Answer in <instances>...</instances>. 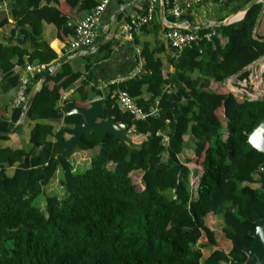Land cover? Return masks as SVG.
Returning a JSON list of instances; mask_svg holds the SVG:
<instances>
[{
  "label": "trees",
  "instance_id": "trees-1",
  "mask_svg": "<svg viewBox=\"0 0 264 264\" xmlns=\"http://www.w3.org/2000/svg\"><path fill=\"white\" fill-rule=\"evenodd\" d=\"M42 1L58 8H40ZM11 3L14 28L20 29L23 39L16 46L0 41V70L15 88L20 77L13 74L12 58L17 57V66H24L23 58L29 54L30 64L46 69L57 61L51 49L42 50L38 43L43 23L53 25L57 39L67 45L74 33L71 22L96 2ZM261 7L254 5L235 24L199 30L200 34L214 32L211 41L193 45L178 56L168 47L172 73H163L158 53L145 45L144 74L106 93L87 89L92 81L90 63L84 67L87 81L77 89L79 100L62 97L82 73L65 63L48 77L24 116L33 124L30 150L0 148V264H201L200 250L207 248L213 251L203 264L245 262L243 250L253 243L249 233L264 215V193L259 189L264 183L259 172L264 156L248 144L249 135L264 120V102H247L223 85L264 56V38L254 34ZM8 25V19L0 20V30ZM100 49L111 50L109 45ZM247 76L246 72L240 77ZM212 83L219 84L217 92L210 90ZM118 91L127 92L146 112L157 105L158 116L138 121L122 113L115 103ZM89 94L103 100L104 111L115 116L117 124L136 131L129 139L139 148L130 149L111 134L102 144L94 134L84 136L76 150L98 149V153L83 173L76 174L69 161L54 157V151L64 129L82 120L65 118L60 104L89 108ZM21 114L13 110L11 124L16 125ZM49 121L58 122L56 132ZM11 124L0 122V133L13 129ZM187 135L194 143L192 150L186 148ZM0 140L19 145L16 134ZM58 170L64 195L46 196L43 214L33 203ZM256 184L259 187L252 188ZM212 216L223 224L221 236L208 226ZM221 238L227 250L219 249Z\"/></svg>",
  "mask_w": 264,
  "mask_h": 264
},
{
  "label": "crops",
  "instance_id": "crops-1",
  "mask_svg": "<svg viewBox=\"0 0 264 264\" xmlns=\"http://www.w3.org/2000/svg\"><path fill=\"white\" fill-rule=\"evenodd\" d=\"M12 1L13 0H0V20L8 19L9 22L8 26L0 30V41L4 45L8 46H16L18 44L17 41L23 39V36L19 33L20 29L14 28L11 6ZM145 1L146 0L110 1L105 12L100 17L97 26V40L92 50L88 51L87 53H77L73 56L66 57L68 59L66 63L69 64L71 70L82 73V75L81 78L77 80L72 85L70 90L62 97L63 101H69L71 99L79 100L77 89L83 81H87L84 67L88 63H90L91 65L89 74L91 73L92 75V81L89 83L87 89L93 88L102 93L108 92L111 87H115L108 86V83L110 81L126 78L132 74L136 65L135 50L139 49L142 51L145 45H148L149 49L158 53L156 57L159 58L163 63V73H172L173 69L168 65L167 59L170 55L172 56V54L169 51L163 35L162 17L164 10H162L163 8L160 2H157L155 4V11L152 14V22L145 26L144 29H141L134 34L133 43L131 44L124 42L122 45L120 44L121 40L118 37L119 29L127 20L141 15L142 10L148 8L150 0H147L146 4ZM249 1L250 0H206L203 5L195 8L193 11H191V13L188 14V19H183L182 21H187V26H191L199 30H204L206 29V27H208V25L222 23L230 17H232L230 19L232 21H235L239 18L242 19L241 11L250 4ZM39 7L54 9L58 8V6H56L54 3L48 4L45 1H42ZM87 12L82 13L79 16L78 20L71 22V25H73L75 28L77 23L82 18H84ZM182 21H175L174 23L177 24L181 23ZM40 30V37L38 38L40 48L42 50L46 49V47L51 49L57 55V61L65 57V50L68 44L71 42L73 36L69 38V42L66 45L57 39L56 29L53 25H47L43 23L42 29L40 27ZM12 31H14L13 34ZM255 34L260 38H264V11L257 24ZM100 43L101 45L98 46ZM104 45H109L111 50L109 52L106 50H101L100 48ZM24 48L28 50L30 48L29 43H27ZM29 53H31V50H29ZM28 55L29 54H27V56L25 55L23 58L24 66L16 65L17 57H14L10 60L9 63L15 65V68L13 70V74L15 76L21 77L24 73L26 65H40L38 63L30 64L28 62ZM57 61L53 62L54 64L52 66H56L60 63ZM246 72L247 68L243 70L241 74ZM241 74L234 76V78H241ZM3 75V71L0 70V122H7L11 124V115L13 110H10L9 105L14 96L15 88H12L7 84V81L4 79ZM37 75L38 73H33L30 75L32 82ZM37 83L38 81L32 84L33 91H36L39 88ZM213 87L214 84L212 83L210 85V89H213ZM215 89H217V85ZM143 98L147 99L148 97L144 95ZM97 99L100 98H96L94 94L88 95V101L90 103ZM46 123L51 125L54 128L55 132L57 131V121H49ZM11 125L15 127V125ZM24 126L25 123L23 122L22 128ZM30 126L31 125H29V127ZM16 136L19 141L18 146L13 145L12 141L0 140V148L20 150L22 140L19 134L16 133ZM74 156L75 152L73 157ZM13 170L14 168L9 169L7 171V174L12 175Z\"/></svg>",
  "mask_w": 264,
  "mask_h": 264
},
{
  "label": "built area",
  "instance_id": "built-area-1",
  "mask_svg": "<svg viewBox=\"0 0 264 264\" xmlns=\"http://www.w3.org/2000/svg\"><path fill=\"white\" fill-rule=\"evenodd\" d=\"M111 0H95V7L88 11L74 28V34L71 42L65 50V56L70 57L77 53H87L92 50L97 40V26L100 17L105 12ZM163 2L164 12L162 17V28L164 39L168 47L178 56L184 50L190 49L193 45L200 42H210L214 36V32L200 34L188 30L187 25L182 23L176 27H172L173 22L182 21L183 17L191 13L195 8L200 7L206 0H150L148 8L145 13L138 15L129 20L128 23L121 26L119 29L120 44L124 42L133 43L134 34L140 31L143 27L150 24L153 20L152 14L155 11V4ZM168 7L167 13L165 7ZM230 24H235L240 19L232 21ZM206 29H212L206 27ZM136 65L132 74L126 78L113 80L108 83V86H116L123 84L131 79L138 78L144 74L145 61L142 57L141 50H135ZM49 69V68H48ZM48 69L44 65H26L23 75L19 78L17 86L15 87L14 96L10 102V110L25 109L27 100L30 95L32 80L30 75L33 73L43 74ZM59 69V68H58ZM54 70L53 74L58 71ZM248 76L245 79L229 78L224 83V87L231 93L240 95L247 102H258L259 99L264 98V56L256 61L254 66L247 67ZM39 84V81L37 85ZM118 109L130 115L133 119L144 121L148 118H155L158 116L157 105L149 111H144L138 107L129 94L125 91H118L115 101ZM166 141V139H165Z\"/></svg>",
  "mask_w": 264,
  "mask_h": 264
},
{
  "label": "water",
  "instance_id": "water-1",
  "mask_svg": "<svg viewBox=\"0 0 264 264\" xmlns=\"http://www.w3.org/2000/svg\"><path fill=\"white\" fill-rule=\"evenodd\" d=\"M261 4V10L255 25L254 34L256 31L257 24L263 14L264 11V0H255L249 5H247L242 11V19L246 12L253 7L254 5ZM162 10H164L163 2L161 1ZM232 17L226 19L222 23H217L214 25H208V27L216 28V27H225L232 25L230 24V19ZM240 19V18H239ZM240 19V21L242 20ZM238 20V19H237ZM185 24H188L187 21H182ZM181 23L172 24V27H176ZM188 30L191 32L197 33L199 29H195L191 26H187ZM101 43L98 45L100 46ZM68 61L66 58L62 62H60L56 66L50 67L47 71H45L40 79L38 84V89L33 91L27 100L25 109L22 111L21 117L18 123L15 125L13 129H11L7 133H0V137L3 136H11L16 134L23 125V118L31 105L33 104L38 92L41 90L43 83L46 81L48 77L53 75V71L57 70L61 65L65 64ZM256 63V62H255ZM253 63L251 66H254ZM245 70V69H244ZM258 102H264V98L259 99ZM61 107L64 112V117L68 118L71 116H79L81 118V123H79L76 127L73 128H65L64 136L69 137L68 139L61 138L57 141L58 148L54 151V157L60 158L65 161H69L73 155L75 149L82 144V138L84 136H89L94 134L97 136L100 144L103 143V140L107 134H111L114 138L124 144H126L130 149H137L139 146L133 144L129 137L132 133L136 131H129L128 126L126 124H117V118L115 116H108L107 113L103 109V100L97 99L90 103L89 108L78 107L71 104H61ZM249 146L254 149L259 154L264 156V120L258 125V127L249 135L248 137ZM259 172L264 176V163L259 167ZM260 191L264 193V183L259 187ZM256 227L253 232L249 233L250 238L253 240L252 245L249 248L243 250V254L246 257L245 262L237 263L232 259L229 260L228 263L225 264H264V215L262 219L256 221Z\"/></svg>",
  "mask_w": 264,
  "mask_h": 264
},
{
  "label": "rangeland",
  "instance_id": "rangeland-1",
  "mask_svg": "<svg viewBox=\"0 0 264 264\" xmlns=\"http://www.w3.org/2000/svg\"><path fill=\"white\" fill-rule=\"evenodd\" d=\"M214 84L213 89H210L213 92H217L219 90V84ZM217 85V89H215ZM221 90V89H220ZM23 122L25 123V126L20 129V131L17 132V134H19L21 140H22V144H21V149L23 151H29L30 150V144H29V137H30V127L32 128L33 124L29 123L25 120V118H23ZM31 125L29 127V125ZM55 132V131H54ZM222 132L223 134L226 133V127H225V122L222 123ZM64 139H68L69 137L64 136ZM51 140V139H50ZM185 142H186V148L188 149H193V141L191 140L190 136L187 135L184 138ZM53 141V140H52ZM55 141V140H54ZM75 156L72 157L69 160V163L71 164V166L73 167V171L76 174H81L85 171L86 168H88L90 166V161L92 159L93 156H95L98 153V149H95L93 151H87L85 153H82L79 150L75 149ZM166 159V154H163L162 156V160L165 161ZM63 179V175L61 170H58L52 180L50 181L49 185L45 188H43L44 193L42 195H40V197H38L35 202L33 203V207L38 208L43 214H45V198L47 197H58V198H62L64 195V191L62 189V187L60 186V181ZM256 179H259V177L257 176ZM259 184L253 185L252 188H258ZM45 194V195H44ZM219 217V216H217ZM221 218V217H219ZM208 226L210 227V229H212L213 231H215L219 236H221V231L223 228V224L220 223V220L214 216H212L209 220H208ZM222 224V226H221ZM7 246V248H10V244L5 245ZM219 249L222 250H227L226 247V243L225 241L221 238L220 239V244H219ZM192 250L194 252H197V248L193 247ZM213 251V248H207V249H202L200 250L201 254H202V259L200 260L201 264H203L204 260L209 256V254Z\"/></svg>",
  "mask_w": 264,
  "mask_h": 264
}]
</instances>
